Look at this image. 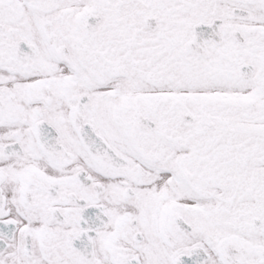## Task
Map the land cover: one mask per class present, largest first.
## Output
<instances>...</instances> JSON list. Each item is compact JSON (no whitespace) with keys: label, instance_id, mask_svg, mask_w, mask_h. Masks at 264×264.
Masks as SVG:
<instances>
[{"label":"snow or ice","instance_id":"obj_1","mask_svg":"<svg viewBox=\"0 0 264 264\" xmlns=\"http://www.w3.org/2000/svg\"><path fill=\"white\" fill-rule=\"evenodd\" d=\"M0 264H264V0H0Z\"/></svg>","mask_w":264,"mask_h":264}]
</instances>
